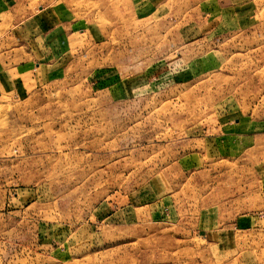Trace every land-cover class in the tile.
Masks as SVG:
<instances>
[{"label": "rangeland", "instance_id": "obj_1", "mask_svg": "<svg viewBox=\"0 0 264 264\" xmlns=\"http://www.w3.org/2000/svg\"><path fill=\"white\" fill-rule=\"evenodd\" d=\"M17 1L76 27L0 93V264H264V0L203 42L200 0Z\"/></svg>", "mask_w": 264, "mask_h": 264}, {"label": "crops", "instance_id": "obj_2", "mask_svg": "<svg viewBox=\"0 0 264 264\" xmlns=\"http://www.w3.org/2000/svg\"><path fill=\"white\" fill-rule=\"evenodd\" d=\"M228 1L229 8L224 9L221 0H200V6L207 5L200 20V37H202L200 42L211 39L225 41L252 25L251 22V25L247 27L252 19L249 16L247 0L236 3L240 11L237 9L235 16L228 11L233 9L232 1L234 0ZM148 2L155 6L163 2L168 3L167 0ZM28 9L27 1L18 4L17 0H0V25H12L10 35L14 42H18L16 44L18 46L13 51L15 62L12 66H3V63H0V93L2 94L10 93L12 96L23 97L27 94L29 83L38 87L58 77L64 66L61 55L63 53L65 56L68 53L61 39H64L66 35L72 36V31L76 27V23L68 24V27L51 26L49 21H53V18L46 17L48 14L45 8L39 7L38 12L33 14H28ZM227 13L231 14L227 15ZM45 22L48 24L46 25ZM13 23L16 24L13 25ZM46 26L53 28L46 32ZM190 68L186 69L188 73L185 70L180 76L188 80L191 75Z\"/></svg>", "mask_w": 264, "mask_h": 264}]
</instances>
